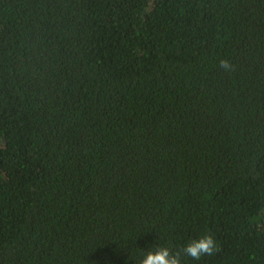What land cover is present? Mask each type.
<instances>
[{
    "label": "trees",
    "instance_id": "16d2710c",
    "mask_svg": "<svg viewBox=\"0 0 264 264\" xmlns=\"http://www.w3.org/2000/svg\"><path fill=\"white\" fill-rule=\"evenodd\" d=\"M205 234L264 264V0H0V264Z\"/></svg>",
    "mask_w": 264,
    "mask_h": 264
},
{
    "label": "clouds",
    "instance_id": "9594fccd",
    "mask_svg": "<svg viewBox=\"0 0 264 264\" xmlns=\"http://www.w3.org/2000/svg\"><path fill=\"white\" fill-rule=\"evenodd\" d=\"M219 65L225 72L230 73L235 70L234 65L226 59H221ZM153 247H155V251H145V255L139 261V264H182V257L199 261L202 257L213 256L220 251L216 240L210 234L192 240L175 252L165 246L154 245Z\"/></svg>",
    "mask_w": 264,
    "mask_h": 264
}]
</instances>
